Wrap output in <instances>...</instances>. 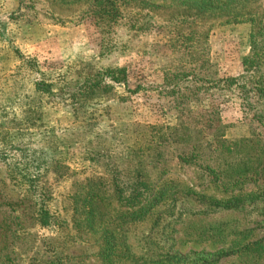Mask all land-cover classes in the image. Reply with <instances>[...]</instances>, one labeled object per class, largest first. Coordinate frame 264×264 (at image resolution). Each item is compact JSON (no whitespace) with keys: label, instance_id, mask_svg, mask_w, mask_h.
<instances>
[{"label":"rangeland","instance_id":"rangeland-1","mask_svg":"<svg viewBox=\"0 0 264 264\" xmlns=\"http://www.w3.org/2000/svg\"><path fill=\"white\" fill-rule=\"evenodd\" d=\"M185 1L134 2L129 11L149 19L138 32L106 26L90 0H0V264H264V121L253 116L264 90L243 101L239 89L264 87V0L167 26L191 12ZM193 38L199 77L246 78L219 94L201 83L196 102L178 103L165 76L180 71L164 72ZM102 44L125 48L101 56ZM107 68L124 69L125 83L73 103ZM39 82L54 95L38 94ZM213 110L216 128L203 120ZM193 152L197 165L177 159ZM137 182L149 186L134 199ZM95 191L101 200L88 201ZM157 191L159 203L131 218Z\"/></svg>","mask_w":264,"mask_h":264},{"label":"trees","instance_id":"trees-1","mask_svg":"<svg viewBox=\"0 0 264 264\" xmlns=\"http://www.w3.org/2000/svg\"><path fill=\"white\" fill-rule=\"evenodd\" d=\"M90 1L91 2L88 12H90V14L93 17L97 18V20H99L106 26L112 27V29L122 25V22H125L124 25H126V28L129 31L142 32L143 30L148 28L149 19H147L146 22H142L139 18L136 17L139 15L138 12H135L134 15V13L132 14L129 11V7L131 6V4H134L135 2L134 6H132L135 7V5L138 3V0H90ZM232 1L233 0H187L185 2H182L180 6L190 8L191 12H188L187 15H183L180 12L176 15L171 16L170 19H168L167 21L168 23L167 26H170L172 24L174 25V29L176 30L180 26L186 25L187 23L195 24L201 17L204 16L202 15L201 17H198L197 13L207 14L209 15L208 17L211 16L220 17L222 13L228 10L230 3H232ZM172 3L175 4L174 1H172ZM176 5H179V2H176ZM145 17L147 18L149 16L146 15ZM233 22H237V20L234 19ZM181 38L183 39L185 38V36H181ZM192 40H194V42L191 45L179 46V48L180 47L182 48V46L184 48L183 50L179 49V51H177V53L175 54L176 57L179 58L177 60L178 61L177 65L171 69H167L164 72L166 75L168 74V72L172 70L180 71L178 74L172 76L171 79H168L169 77L165 76V83H168L171 86L174 98H176L178 103L185 101L196 102L197 97L201 96L199 95L200 94L199 92L201 91L202 88L200 85L201 83L203 84L206 83L208 86L212 87V89H215V93L219 94L225 90H228L233 85H238V82L243 81L246 78V76H242L240 79L235 80L233 78H228V77H223V78L219 77L216 79H205L204 77H199V75L195 72L196 69L195 66H198L199 62L202 61L203 58L199 59V57L196 56L197 50L199 48L198 46L199 38L197 39L193 38ZM124 48H125L124 45H119L118 47L111 45L110 47H108V45L106 46L105 44H102L101 56L115 51L122 53ZM170 48L172 50L176 49L174 43L170 44ZM247 64H251V63L247 60L245 65L247 66ZM245 71L247 73V68L245 69ZM123 72L124 69H120V68H115V69L107 68L98 71L93 77L86 79L72 91L73 103L76 101L83 102L82 106L85 107L90 102L98 98H102L105 93H108L112 89V86L110 84L125 83L124 77H119V75L123 74ZM246 84L247 82L245 84L239 85V89L241 90V94H242L241 98L242 96H244L245 98L243 99V101H248L249 98H253L255 94L257 93L260 94L259 91H261L262 93L264 90L262 83L256 84L255 86H253L251 90L248 89L246 90ZM248 84H251V82L248 81ZM36 91L38 94L40 93L41 95L42 93L48 96L54 95L52 93L51 87L47 85L45 82L36 83ZM252 92L254 93L252 94ZM215 93H213V95ZM210 107L212 108V104L209 105V107L206 108L205 110L208 111ZM189 111H192V108H189ZM209 113L206 114L207 117H203V120H205V123H207L208 125L214 126L216 128L217 125L215 126L213 123H215L216 121V123L218 124L219 121L218 112L216 110H213L211 112L212 116ZM253 116L259 123L263 124L264 121L263 113L256 112L254 113ZM180 125L181 123L177 125V128H175L176 131L177 129H179ZM223 137L224 136L222 134L214 135V139H216L217 142L219 138H223ZM166 140H168V138ZM169 142L172 144V142H177V141L175 140ZM225 142L226 141H221V144ZM165 144H167L166 141H164V145ZM206 145L209 147L211 146L210 144H206ZM177 159L185 165L199 164L198 155L194 152L186 155L180 153L177 155ZM199 166L205 172H207L212 178L219 181V183L227 182V180L224 181V179L223 180L221 179L220 173L218 170H216V168L203 164H200ZM140 176L136 175V177L134 178L137 179L139 177L145 181V179L141 174ZM34 184L35 182L31 183V186H34ZM132 186L133 187L130 186L131 188L129 187V191L134 199H138L142 197L143 194L147 191L149 185L137 182ZM119 192L121 194L122 192H124V190H119ZM94 194H97L96 196V198H98L97 200H101L100 199L101 193H99V191H95L89 195L88 201L94 200L95 198ZM120 197L121 195H119V198ZM161 198L162 195L160 194V192L157 191L155 195H153L149 200L145 199V202L146 200L147 202L145 204H142L144 206L140 205L136 207V209L130 212L131 218L134 219L144 215L143 210L148 209V207L147 208L145 207L147 205L148 206L157 205L161 200ZM211 201L214 205L221 206V203L219 201H216L214 199H211ZM0 241H3V239L1 238ZM15 260L16 259H14L13 261Z\"/></svg>","mask_w":264,"mask_h":264}]
</instances>
